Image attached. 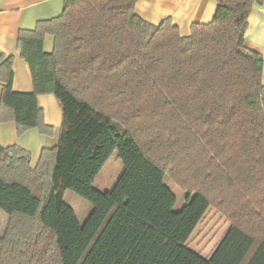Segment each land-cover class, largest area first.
<instances>
[{"label": "trees", "instance_id": "1", "mask_svg": "<svg viewBox=\"0 0 264 264\" xmlns=\"http://www.w3.org/2000/svg\"><path fill=\"white\" fill-rule=\"evenodd\" d=\"M215 1L213 20L183 36L142 19L138 0H64L19 32L31 93L13 90L14 56L0 51V123L52 136L38 97L53 94L62 142L78 149L66 170L59 144L46 146L33 168L29 151L0 144V264H264V59L245 44L263 0ZM114 153L123 172L101 191ZM167 173L188 192L179 211ZM57 179L93 204L83 224ZM212 206L230 226L204 257L188 241Z\"/></svg>", "mask_w": 264, "mask_h": 264}, {"label": "crops", "instance_id": "2", "mask_svg": "<svg viewBox=\"0 0 264 264\" xmlns=\"http://www.w3.org/2000/svg\"><path fill=\"white\" fill-rule=\"evenodd\" d=\"M217 8L215 0H138L135 6L136 13L145 21L160 25L169 19L183 36L191 34L194 23L211 22ZM63 9L64 0H0V51L14 56L15 92L31 93L34 90L29 64L21 56L17 45L20 30L34 29L38 21L57 17L62 14ZM245 44L251 50L261 53L264 59V0L253 5L245 33ZM53 47L54 37L48 34L45 36L44 49L51 52ZM38 103L44 110L45 123L54 128L53 135L49 137L36 128L19 135L16 123H0V144L3 147L17 145L29 151L33 168L37 166L44 147L59 144L57 166L67 170L78 149L69 144V141L62 142L68 128L63 105L53 94L40 95ZM216 246L203 256L210 257Z\"/></svg>", "mask_w": 264, "mask_h": 264}, {"label": "rangeland", "instance_id": "3", "mask_svg": "<svg viewBox=\"0 0 264 264\" xmlns=\"http://www.w3.org/2000/svg\"><path fill=\"white\" fill-rule=\"evenodd\" d=\"M108 140V134L104 133L100 139L101 150L104 149ZM122 172L123 163L117 158V154L114 153L99 174L95 186L101 191L111 190ZM165 183L177 196L174 210H181L187 203V190L178 184L169 173L165 176ZM56 184L59 187L64 201L75 210L79 222L83 224L92 212L93 204L72 190L61 187L59 179L56 180ZM8 220L7 214L0 209V234L4 233ZM229 226L230 223L227 219L216 207L212 206L192 234L188 241V246L202 255H207L217 245Z\"/></svg>", "mask_w": 264, "mask_h": 264}]
</instances>
